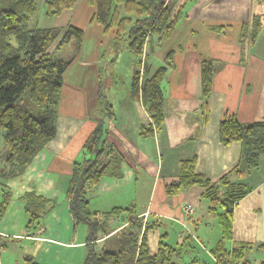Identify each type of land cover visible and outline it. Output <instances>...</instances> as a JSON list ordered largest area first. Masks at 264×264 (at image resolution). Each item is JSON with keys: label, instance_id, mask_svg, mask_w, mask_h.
<instances>
[{"label": "crops", "instance_id": "crops-1", "mask_svg": "<svg viewBox=\"0 0 264 264\" xmlns=\"http://www.w3.org/2000/svg\"><path fill=\"white\" fill-rule=\"evenodd\" d=\"M88 4L85 18L94 12ZM263 7L254 0H193L184 5L185 15L154 50L152 59L148 58L149 69L154 71L163 65L167 52L173 53V67L161 82L164 119L152 134H139L140 127L150 123L139 100H133V105L124 101L117 105L106 96L114 112L112 119L104 121L107 139L123 157L122 175H106L88 190L90 209L100 215L113 207L133 206L136 215L156 224L147 231L151 254L160 239L179 245L190 234L191 243L201 251L189 259L193 258L194 264H216L209 247L213 241L216 244L221 232L208 212L210 200L204 188L192 185L169 196L164 186L176 178L181 160L194 157L195 171L212 182L234 166L241 145L220 143L218 125L224 116L234 115L241 122L264 121V26L250 44L239 42L241 23ZM66 14L62 23H71L73 15L81 19L77 11ZM211 26L222 28L212 30ZM95 28L100 30L97 25ZM206 59L213 61L215 73L209 95L202 98L200 62ZM96 88L78 89V106L64 102L61 94L55 137L22 174L0 180L11 191L0 219V239L19 241L24 254L39 264H81L85 254L87 227L74 224L65 193L72 165L86 156L82 143L99 119L94 104ZM2 152L0 142V155ZM240 180L250 191L233 207L231 238L224 242L227 251L240 242L264 243V159ZM29 191L50 201L34 229L25 226L22 195ZM184 204L194 207L187 217L182 212ZM122 215L110 218L112 230L123 225Z\"/></svg>", "mask_w": 264, "mask_h": 264}, {"label": "trees", "instance_id": "trees-1", "mask_svg": "<svg viewBox=\"0 0 264 264\" xmlns=\"http://www.w3.org/2000/svg\"><path fill=\"white\" fill-rule=\"evenodd\" d=\"M89 1L95 7L93 20L103 27V31L115 28L113 44L116 49L125 47L132 52L138 67L143 58L140 82L137 69L132 75L129 92L132 99H140L148 114L150 123L142 125L139 132L148 136L162 125L164 97L161 82L166 71L173 67V62L172 53L168 52L165 64L148 75L147 49L150 45L149 51L153 53L155 47L160 46L161 40L170 35L178 20L185 15L184 5L193 0H183L176 9L177 0ZM255 1L264 4V0ZM45 3V14L52 17L73 9L77 0H46ZM35 10V0H0V142L3 146L0 180L22 174L55 137L63 75L84 37L83 30L71 24L30 28L29 21ZM119 12L124 14L120 16ZM263 26L264 10L252 12L249 19L241 23L240 44H250ZM210 28L220 30L222 27ZM56 39L57 45L51 50ZM69 41L75 49L73 55L68 59L54 56L55 50ZM214 73L212 60L200 62L202 98H206L211 91ZM101 83L96 94V111L100 113V119L82 143L86 156L72 165L65 193L74 224L81 223L87 227L81 264H192L191 260L182 259L183 254L191 249L190 234L179 245H169L160 239L158 248L151 254L147 231L156 224L136 215L133 206L113 207L100 215L90 209L88 190L106 175H122L123 157L115 144L107 139L104 123L114 117V112ZM218 139L223 145L231 142L241 145L238 161L229 171L212 182L195 171L194 157L181 160L176 178L165 184L164 192L170 196L192 185L204 188V195L210 200L208 212L216 218L221 232L210 249L216 264H249L247 253L251 250L264 251V243L240 242L227 251L224 242L231 238L234 205L250 191V187L240 179L255 168L260 159H264V121L241 122L234 115H226L219 122ZM10 199V189L0 183V219ZM22 199L27 215L25 226L34 229L40 225L50 201L33 191L25 192ZM115 214H123L124 223L112 230L109 220ZM25 257L27 264H39L32 257ZM258 264H264V257Z\"/></svg>", "mask_w": 264, "mask_h": 264}, {"label": "rangeland", "instance_id": "rangeland-1", "mask_svg": "<svg viewBox=\"0 0 264 264\" xmlns=\"http://www.w3.org/2000/svg\"><path fill=\"white\" fill-rule=\"evenodd\" d=\"M45 1L46 0H35L36 10L34 15L31 17L29 21L30 28L32 27L50 28L52 26L64 27L66 23L71 25L73 23L79 25L80 26L79 28L82 29L84 32L83 41L78 51L75 52L72 41H69L68 43L63 44L61 48L55 50L54 52V56L65 59L70 58L75 52L74 58L72 59L70 65L67 67L63 75L64 86L62 87L61 94L63 96L62 98L65 97L64 102L70 103L71 101L70 105L78 106L81 103V93L80 91H78V89L84 90L86 87L87 89H90V87L96 86L97 87L96 89L98 90L99 82H103L101 84L103 85V87H105L104 93L106 96L109 97V99L114 100L117 105H119L120 101H124V103H129L130 105H133L131 103H134L133 102L134 99L130 97V92H129L131 79L134 71L139 69V82H140V79L142 77L141 76L142 70L144 68L143 58H142V62L140 63V66L138 67L137 59L135 55L132 54V52H130L125 47L116 49V45L113 44V40L115 39V28H110L109 30L104 32L103 27L100 24H98L95 20H93L94 12L92 16L89 15L88 18H85L86 14H88L89 11L88 3H91V5L94 7V4L89 0H77L76 6L73 9L64 10L58 16H52V17H48L45 14L46 11ZM182 1L183 0H177L176 1L177 6L175 4L174 9H176L178 5L181 4ZM119 10L121 11L120 7ZM72 11L73 12L77 11L81 19L76 20L74 18L75 15L74 13L72 19L70 20L71 23H68L67 20L64 21L65 23H62L65 17H67L65 16L67 15L66 13H72ZM94 11H95V7H94ZM253 11L258 12L257 10H253ZM119 13L120 16L124 14L123 12H119ZM95 25L100 27V30H97L95 28ZM167 38L161 40V42L166 40ZM56 43H57V39L52 44L51 50L55 48V46L57 45ZM149 47L150 45L148 46L147 54L149 56L148 57L149 60H151L152 53H150ZM115 49H116V54H115ZM163 60H164L163 64H165V57ZM172 62H173V58H172ZM151 72L152 70L150 69L148 75H150ZM90 84L93 85L90 86ZM97 90L95 91V103H94L95 105H96ZM138 100L140 101V99ZM96 115L100 119V113L97 112ZM214 242L215 241L210 243L209 249H211L214 246ZM190 247L191 249H189V252L188 251L185 252L186 253L185 255L183 254L182 259L186 261L191 260L192 264H194L195 261L193 260V258L191 259L189 258L194 256L196 251L198 250L201 251V250L200 248H195L194 243H190ZM23 250L24 247L22 243H20L19 241L11 240L9 238H1L0 264H27L25 257L26 255L24 254ZM263 257H264V251L251 250L247 253V258L250 260L249 264H258V262Z\"/></svg>", "mask_w": 264, "mask_h": 264}, {"label": "built area", "instance_id": "built-area-1", "mask_svg": "<svg viewBox=\"0 0 264 264\" xmlns=\"http://www.w3.org/2000/svg\"><path fill=\"white\" fill-rule=\"evenodd\" d=\"M182 212L184 216H187L194 212V207L190 204H184L182 207Z\"/></svg>", "mask_w": 264, "mask_h": 264}]
</instances>
